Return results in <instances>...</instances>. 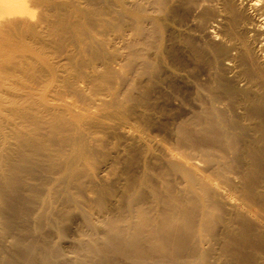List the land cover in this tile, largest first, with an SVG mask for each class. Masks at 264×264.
<instances>
[{"label": "bare ground", "instance_id": "bare-ground-1", "mask_svg": "<svg viewBox=\"0 0 264 264\" xmlns=\"http://www.w3.org/2000/svg\"><path fill=\"white\" fill-rule=\"evenodd\" d=\"M0 264H264V0H0Z\"/></svg>", "mask_w": 264, "mask_h": 264}, {"label": "rangeland", "instance_id": "rangeland-1", "mask_svg": "<svg viewBox=\"0 0 264 264\" xmlns=\"http://www.w3.org/2000/svg\"><path fill=\"white\" fill-rule=\"evenodd\" d=\"M20 88L19 86L17 87V89Z\"/></svg>", "mask_w": 264, "mask_h": 264}]
</instances>
